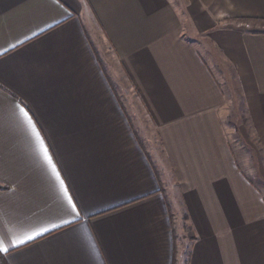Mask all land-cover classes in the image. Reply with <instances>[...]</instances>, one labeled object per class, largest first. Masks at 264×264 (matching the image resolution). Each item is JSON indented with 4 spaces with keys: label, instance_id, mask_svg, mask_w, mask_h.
<instances>
[{
    "label": "crops",
    "instance_id": "1",
    "mask_svg": "<svg viewBox=\"0 0 264 264\" xmlns=\"http://www.w3.org/2000/svg\"><path fill=\"white\" fill-rule=\"evenodd\" d=\"M242 22L264 0H0L4 264H264V30Z\"/></svg>",
    "mask_w": 264,
    "mask_h": 264
},
{
    "label": "rangeland",
    "instance_id": "2",
    "mask_svg": "<svg viewBox=\"0 0 264 264\" xmlns=\"http://www.w3.org/2000/svg\"><path fill=\"white\" fill-rule=\"evenodd\" d=\"M240 26H242L244 29H247L249 31L264 30V28H261L262 25L256 26L254 24L242 22L240 23ZM187 37L190 40H194L193 37L189 35V33ZM106 63L110 64V67L113 72V76H115L113 79V86H115V88L116 87L119 88V91H117V93L120 96L119 99L127 106L126 109L128 110L129 117L133 119L134 125L137 126L138 129L141 128L144 135L151 136V132L148 129L149 126H148L147 117L141 107V104L139 102L137 95L134 94L131 87L129 86V82L124 78V75L122 72L115 69L116 65L113 60L111 61L106 60ZM156 151L157 150L155 149V152ZM173 221H174V226H175L174 228L176 229V234H177V240H176L177 250H181L180 253H183L186 255L187 245L189 243L188 241H190L189 237L191 235L188 229V224L187 222H185L184 219L183 220L173 219ZM185 263L186 262H184L183 264ZM0 264H2L1 261H0Z\"/></svg>",
    "mask_w": 264,
    "mask_h": 264
},
{
    "label": "snow or ice",
    "instance_id": "3",
    "mask_svg": "<svg viewBox=\"0 0 264 264\" xmlns=\"http://www.w3.org/2000/svg\"><path fill=\"white\" fill-rule=\"evenodd\" d=\"M55 2V0H54ZM19 107V113L23 116L24 121L27 122L28 128L31 129L32 134L35 135V139L39 145L40 154L43 157L44 163H46L50 168L52 174L55 176L56 181H59V192L62 193L58 195V200L63 203L66 201L65 210L69 213V215H73L74 217H79L82 211L86 213V207L83 203L80 204V207H77V203L74 202L72 195L69 193L68 188L65 185L64 180L61 178L60 173L57 171L56 166L53 163L51 156L49 155V151L47 147H45L44 141L41 139L39 132H37L36 126L34 125L31 117L29 116L28 111H26L23 107ZM25 131H27L25 129ZM87 214V213H86ZM65 223H71L69 220H65ZM43 231H48L47 229H43ZM42 232H37L34 234L26 235L23 239H17L10 241L11 247H19L22 244H25L27 241H30L35 238V236L41 235ZM9 248L5 246V240L0 238V253H7Z\"/></svg>",
    "mask_w": 264,
    "mask_h": 264
},
{
    "label": "trees",
    "instance_id": "4",
    "mask_svg": "<svg viewBox=\"0 0 264 264\" xmlns=\"http://www.w3.org/2000/svg\"><path fill=\"white\" fill-rule=\"evenodd\" d=\"M0 261H1L2 264H4V260H3V258L1 256H0Z\"/></svg>",
    "mask_w": 264,
    "mask_h": 264
}]
</instances>
